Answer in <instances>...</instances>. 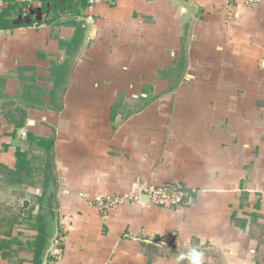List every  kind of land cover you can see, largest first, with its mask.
Segmentation results:
<instances>
[{
    "label": "crops",
    "instance_id": "1",
    "mask_svg": "<svg viewBox=\"0 0 264 264\" xmlns=\"http://www.w3.org/2000/svg\"><path fill=\"white\" fill-rule=\"evenodd\" d=\"M186 1L0 0V264H33L53 181L48 264H264V0Z\"/></svg>",
    "mask_w": 264,
    "mask_h": 264
},
{
    "label": "built area",
    "instance_id": "2",
    "mask_svg": "<svg viewBox=\"0 0 264 264\" xmlns=\"http://www.w3.org/2000/svg\"><path fill=\"white\" fill-rule=\"evenodd\" d=\"M90 4H95L98 2H109L111 0H88ZM230 2H238L236 0H229ZM260 0H240L239 4L245 5L248 7L255 6ZM20 134L22 139H26V130L21 129ZM145 194L148 196L149 201H151L153 204L165 208H170L176 205H180L181 203L185 202L187 199H189L188 194L186 191H184L181 188H175L171 189L169 191V188L166 186H155V185H149L145 189ZM131 198H134L137 200L138 198L136 195H125L123 197H104L96 195L91 199V201L99 208H108L113 204L121 203L123 201H126L127 199L130 200ZM166 243H169V240L166 241Z\"/></svg>",
    "mask_w": 264,
    "mask_h": 264
},
{
    "label": "water",
    "instance_id": "3",
    "mask_svg": "<svg viewBox=\"0 0 264 264\" xmlns=\"http://www.w3.org/2000/svg\"><path fill=\"white\" fill-rule=\"evenodd\" d=\"M182 2L184 3V5L187 6L189 13H190V18L191 21L194 17V14L196 12V5L188 3L186 0H182ZM48 12L44 13V17L47 18ZM18 18L22 20L25 23H30L33 22V20H41L43 18L42 15V10L40 7H29L28 8V13L25 16H21V14L18 15ZM77 19V18H74ZM81 20V19H79ZM83 21H85V26L89 25V20L87 19H83ZM51 191H52V197H53V207H52V213H51V218L48 222V226L45 229V237H44V244L43 247L40 251V255H39V264H48V260H49V255L52 252V250L54 249L55 246V242L58 238L59 235V223H58V211H57V205H58V201H57V184L55 183V181H53L52 185H51Z\"/></svg>",
    "mask_w": 264,
    "mask_h": 264
},
{
    "label": "trees",
    "instance_id": "4",
    "mask_svg": "<svg viewBox=\"0 0 264 264\" xmlns=\"http://www.w3.org/2000/svg\"><path fill=\"white\" fill-rule=\"evenodd\" d=\"M2 244H4V243L0 242V250H2L4 253H6L5 249L10 248V246L8 245V246L5 247ZM28 247H29V249L35 251V257H34L35 259L33 261V264H39V255H40V251H41V248H42V245L40 244V239H39V242H36V240H35L33 244L30 243L28 245Z\"/></svg>",
    "mask_w": 264,
    "mask_h": 264
},
{
    "label": "clouds",
    "instance_id": "5",
    "mask_svg": "<svg viewBox=\"0 0 264 264\" xmlns=\"http://www.w3.org/2000/svg\"><path fill=\"white\" fill-rule=\"evenodd\" d=\"M203 253L200 252L198 249L193 248L189 251L188 253V257L190 259H192L193 264H200L201 261V257H202ZM185 257L182 255L179 259H184Z\"/></svg>",
    "mask_w": 264,
    "mask_h": 264
},
{
    "label": "rangeland",
    "instance_id": "6",
    "mask_svg": "<svg viewBox=\"0 0 264 264\" xmlns=\"http://www.w3.org/2000/svg\"><path fill=\"white\" fill-rule=\"evenodd\" d=\"M34 240H36V242H39V236L35 237ZM34 240L32 239V240L29 241V242H31V244H33V243H34ZM2 245L6 247L7 243H6V245H5V243L2 244Z\"/></svg>",
    "mask_w": 264,
    "mask_h": 264
}]
</instances>
